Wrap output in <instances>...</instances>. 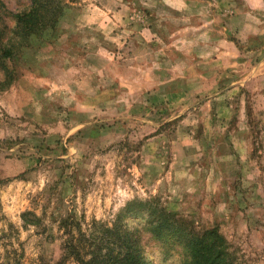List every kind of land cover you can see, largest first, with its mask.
<instances>
[{"label": "rangeland", "instance_id": "1", "mask_svg": "<svg viewBox=\"0 0 264 264\" xmlns=\"http://www.w3.org/2000/svg\"><path fill=\"white\" fill-rule=\"evenodd\" d=\"M0 2L8 27L9 13L30 5ZM71 2L63 20L79 11L80 1ZM145 18L136 10L131 21L144 26ZM59 37L58 32L47 45L32 39L13 61L14 82L0 91V262L56 264L61 219L74 216L83 228L93 220L111 226L128 202L156 200L199 231L217 227L244 264H264V92L239 87L224 96L230 109L209 105L193 111L201 119L193 116L184 124H161L162 116L151 127L131 120L116 124L134 115L132 109L111 104L91 114L51 86L57 74L49 71L64 57L57 55L76 40L73 33L62 43ZM38 76L41 81L32 86ZM164 108L157 106L155 117ZM170 108L175 117L176 108ZM84 112L91 114L87 123ZM106 124L112 129L107 134ZM27 212L38 219L36 225L23 222ZM126 223L140 230L152 264H182L179 246L152 238L144 221Z\"/></svg>", "mask_w": 264, "mask_h": 264}, {"label": "crops", "instance_id": "2", "mask_svg": "<svg viewBox=\"0 0 264 264\" xmlns=\"http://www.w3.org/2000/svg\"><path fill=\"white\" fill-rule=\"evenodd\" d=\"M79 1L76 17L61 22L57 43L70 33L76 40L57 55L64 56L61 66L47 69L57 74L51 86L59 97L69 94L74 106L91 114L111 104L119 111L128 107L134 115L116 124L131 120L151 127L160 116L161 124H184L201 119L193 111L209 105L230 109L224 96L239 87L264 92V0ZM136 10L146 14L144 26L131 21ZM32 86L23 87L22 95ZM157 106L165 108L155 117ZM91 114L82 113L83 122Z\"/></svg>", "mask_w": 264, "mask_h": 264}, {"label": "trees", "instance_id": "3", "mask_svg": "<svg viewBox=\"0 0 264 264\" xmlns=\"http://www.w3.org/2000/svg\"><path fill=\"white\" fill-rule=\"evenodd\" d=\"M70 3L71 0H30L28 8L9 13L12 27L3 24L0 15V91L14 82L13 61L31 46L32 39L47 45L56 36ZM2 8L0 2V14ZM28 216L33 220L26 219ZM21 218L26 224L38 222L30 212ZM127 219L144 221L152 238L179 246L184 254L182 264H244L217 227L199 231L191 220L168 211L156 200L128 202L111 226L93 220L83 228L82 221L74 216L61 219V256L56 264H152L144 254L140 230L129 227Z\"/></svg>", "mask_w": 264, "mask_h": 264}]
</instances>
